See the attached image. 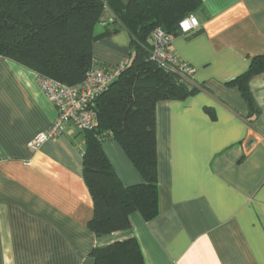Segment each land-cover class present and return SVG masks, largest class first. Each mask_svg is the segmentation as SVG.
I'll return each instance as SVG.
<instances>
[{
	"label": "crops",
	"instance_id": "1",
	"mask_svg": "<svg viewBox=\"0 0 264 264\" xmlns=\"http://www.w3.org/2000/svg\"><path fill=\"white\" fill-rule=\"evenodd\" d=\"M194 16L200 28L170 49L198 91L156 108L159 215L134 213L130 232L100 240L88 228L84 133L68 128L31 152L57 111L36 73L0 57V264H94L97 244L130 236L146 264H264V73L250 82L252 120L230 85L264 56V0H203ZM115 21L106 8L97 34ZM93 55L107 70L129 60V34L98 39ZM103 149L125 186L144 183L118 142Z\"/></svg>",
	"mask_w": 264,
	"mask_h": 264
},
{
	"label": "trees",
	"instance_id": "2",
	"mask_svg": "<svg viewBox=\"0 0 264 264\" xmlns=\"http://www.w3.org/2000/svg\"><path fill=\"white\" fill-rule=\"evenodd\" d=\"M203 0H0V57L66 86L84 81L100 67L93 55L95 42L126 31L130 36L129 63L96 101L98 127L85 136L83 177L94 204L88 228L100 240L132 230L130 216L146 223L159 215L156 108L161 101L184 100L198 88L174 70L150 60L149 39L162 29L172 40L180 22L194 15ZM115 23L97 34L104 10ZM264 73V56L252 60L247 72L230 85L239 89L249 107V119L259 115L250 82ZM115 141L122 147L144 183L125 186L103 149ZM94 264H146L134 236L91 252Z\"/></svg>",
	"mask_w": 264,
	"mask_h": 264
},
{
	"label": "built area",
	"instance_id": "3",
	"mask_svg": "<svg viewBox=\"0 0 264 264\" xmlns=\"http://www.w3.org/2000/svg\"><path fill=\"white\" fill-rule=\"evenodd\" d=\"M199 28L197 18L190 15L180 22L179 36L190 35ZM149 42L152 46L151 61L174 70L190 82L194 69L179 60L171 51L172 38L167 33L158 28L153 31ZM128 63L129 60H125L108 71L94 68L89 71L82 83L75 86H66L49 78L38 77L41 90L57 111V118L49 130L39 133L29 142L28 149L33 153L37 152L43 144L61 137L68 128L80 132L96 129L99 123L95 110L96 101L121 75Z\"/></svg>",
	"mask_w": 264,
	"mask_h": 264
},
{
	"label": "rangeland",
	"instance_id": "4",
	"mask_svg": "<svg viewBox=\"0 0 264 264\" xmlns=\"http://www.w3.org/2000/svg\"><path fill=\"white\" fill-rule=\"evenodd\" d=\"M98 27V26H97ZM116 34V33H115Z\"/></svg>",
	"mask_w": 264,
	"mask_h": 264
}]
</instances>
